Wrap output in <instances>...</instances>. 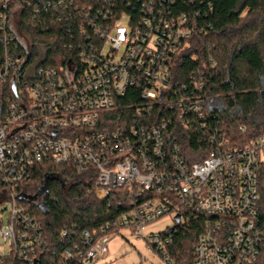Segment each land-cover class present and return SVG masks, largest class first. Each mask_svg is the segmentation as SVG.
I'll return each mask as SVG.
<instances>
[{
	"label": "built area",
	"instance_id": "obj_1",
	"mask_svg": "<svg viewBox=\"0 0 264 264\" xmlns=\"http://www.w3.org/2000/svg\"><path fill=\"white\" fill-rule=\"evenodd\" d=\"M56 1L72 8L77 0ZM136 1L140 9L132 14L112 17L101 8L103 24L88 22L94 37L78 47L76 61L52 68L29 62L32 50L43 49L20 32L18 2L0 0V197L9 203L6 223L0 218L6 247L0 264H40V250L53 255L64 243L61 264H99L109 237L122 230L173 264L168 247L191 221L202 223L192 264L258 263L264 248V135L230 148L214 131L208 152L184 153L172 118L186 131L205 126L215 99L204 94L203 74L197 79L191 73L180 86L171 78V62L193 24L186 14L165 9L168 0ZM80 34H86L83 27ZM131 90L140 103L124 106ZM119 111L130 114L129 123H113L111 114ZM160 113L164 117L152 121ZM42 163L91 177L97 196L119 213L95 235L64 229L56 246L19 205L22 196L42 204L44 195L32 200L24 192L32 169ZM165 217L171 227L144 233Z\"/></svg>",
	"mask_w": 264,
	"mask_h": 264
},
{
	"label": "trees",
	"instance_id": "obj_2",
	"mask_svg": "<svg viewBox=\"0 0 264 264\" xmlns=\"http://www.w3.org/2000/svg\"><path fill=\"white\" fill-rule=\"evenodd\" d=\"M16 1L21 7L20 32L34 47L43 49L42 54L32 50L29 62L52 68L76 61L78 47L94 37L88 22L103 24L98 16L101 8L110 11L112 17L140 9L136 0H77L72 8L59 7L56 0ZM48 4L50 7L43 10ZM39 7V12H35ZM164 8L174 16L186 14L194 31L171 62L172 81L180 86L189 83L191 73L197 79L203 74L204 94L221 104L220 108L212 107L205 112V126L197 123L191 131L184 130L181 122L172 118L174 136L184 153L208 152L211 148L208 141L214 131H219L230 148L243 147L264 135V0H168ZM80 27L86 31L85 36L80 34ZM40 55L43 61L38 63ZM139 100L131 90L122 103L136 105ZM157 115L152 116V121L164 117L162 113ZM111 119L115 124H127L131 116L119 111L111 114ZM32 172L33 180L24 188L31 198L44 187L47 176L53 179L47 183L41 205L28 202L19 205L37 220L56 246H61L57 239L64 229L95 235L119 213L113 207L108 209V202L97 196L91 177L77 176L70 168L47 163L35 166ZM260 197L264 202V182ZM200 225L201 221H191L189 226L179 229L168 247L173 264H192ZM63 247L65 243L53 255L40 250V264H61ZM257 264H264V248Z\"/></svg>",
	"mask_w": 264,
	"mask_h": 264
},
{
	"label": "rangeland",
	"instance_id": "obj_3",
	"mask_svg": "<svg viewBox=\"0 0 264 264\" xmlns=\"http://www.w3.org/2000/svg\"><path fill=\"white\" fill-rule=\"evenodd\" d=\"M212 107L220 108L217 99H211ZM9 203L0 197V218L6 223ZM170 217L162 218L144 229L145 234L159 233L171 227ZM0 250L6 251L0 239ZM99 264H164L163 260L145 245L143 239L136 238L129 230H122L119 235H112L108 239L107 257Z\"/></svg>",
	"mask_w": 264,
	"mask_h": 264
},
{
	"label": "water",
	"instance_id": "obj_4",
	"mask_svg": "<svg viewBox=\"0 0 264 264\" xmlns=\"http://www.w3.org/2000/svg\"><path fill=\"white\" fill-rule=\"evenodd\" d=\"M52 179H53L52 176H47L46 177V180L44 182V187L37 193V195L34 198H32V200H35L38 195H43V194L47 193V189H48L47 183H48L49 180H52ZM19 200H20V202H26L27 198L25 196H22V197L19 198ZM40 207H42V206H40ZM175 221L177 223L179 222L178 217L175 218ZM34 264H39V263L35 262Z\"/></svg>",
	"mask_w": 264,
	"mask_h": 264
},
{
	"label": "flooded vegetation",
	"instance_id": "obj_5",
	"mask_svg": "<svg viewBox=\"0 0 264 264\" xmlns=\"http://www.w3.org/2000/svg\"><path fill=\"white\" fill-rule=\"evenodd\" d=\"M40 196H41V195H38L36 200H40V199H41V197H40Z\"/></svg>",
	"mask_w": 264,
	"mask_h": 264
}]
</instances>
